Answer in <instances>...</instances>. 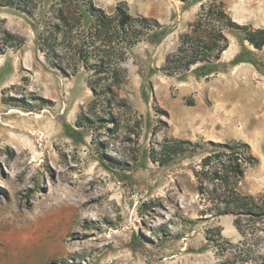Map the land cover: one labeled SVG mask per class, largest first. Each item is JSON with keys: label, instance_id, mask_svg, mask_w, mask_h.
<instances>
[{"label": "rangeland", "instance_id": "1", "mask_svg": "<svg viewBox=\"0 0 264 264\" xmlns=\"http://www.w3.org/2000/svg\"><path fill=\"white\" fill-rule=\"evenodd\" d=\"M120 1L152 27L113 95L101 92L111 78L80 62L62 71L38 48L52 0L33 16L0 6V25L24 37L0 53V264H244L228 251L242 238L235 216L215 214L195 173L219 145L244 141L255 160L236 189L264 194V46L227 30L211 72L167 75L165 57L211 0H94L109 14ZM215 1L264 27V0ZM170 138L196 146L161 164Z\"/></svg>", "mask_w": 264, "mask_h": 264}, {"label": "trees", "instance_id": "2", "mask_svg": "<svg viewBox=\"0 0 264 264\" xmlns=\"http://www.w3.org/2000/svg\"><path fill=\"white\" fill-rule=\"evenodd\" d=\"M52 2L56 7L45 24L47 30L38 32V48L52 66L62 71L70 65L75 70L80 62L84 68L92 70L96 80L111 78L110 83L101 85V92L113 95L112 86L125 78L126 70L121 62L126 59L127 50L142 38L145 29L152 27L150 19L132 15L124 1L114 6L112 14L94 0ZM40 5L41 0H0V6L13 7L29 16L40 10ZM227 30L238 32L254 48L264 46V27L233 20L222 1L211 0L200 5L189 29L179 35L176 50L165 57L162 69L167 75L181 76L195 66L200 75L208 74L228 47ZM23 42V36L0 25V53L9 47L17 48ZM79 118L83 122L101 124L98 117ZM195 146L196 143L186 139H165L155 160L164 164L177 155L193 151ZM254 160L248 143L232 141L203 156L195 173L197 191L213 202L215 214L235 216L233 224L242 238L238 243H229L228 251L234 261L244 264H264V194H242L236 189L244 167ZM258 221L260 226L255 224Z\"/></svg>", "mask_w": 264, "mask_h": 264}]
</instances>
